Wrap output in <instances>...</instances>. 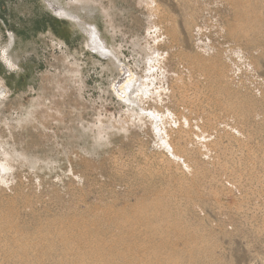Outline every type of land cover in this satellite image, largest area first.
<instances>
[{
  "label": "rangeland",
  "instance_id": "obj_1",
  "mask_svg": "<svg viewBox=\"0 0 264 264\" xmlns=\"http://www.w3.org/2000/svg\"><path fill=\"white\" fill-rule=\"evenodd\" d=\"M50 1L110 53L0 0V264H264V0Z\"/></svg>",
  "mask_w": 264,
  "mask_h": 264
},
{
  "label": "bare ground",
  "instance_id": "obj_2",
  "mask_svg": "<svg viewBox=\"0 0 264 264\" xmlns=\"http://www.w3.org/2000/svg\"><path fill=\"white\" fill-rule=\"evenodd\" d=\"M46 1L48 2L50 7L52 8V10L58 15V17L69 18L71 20L78 22V25L81 28H83L84 31L89 35L91 47L95 51H97L99 53H110L109 52L110 50H108L105 43L101 40V38L99 36V32L94 25L83 22L82 20H80L76 16L72 15L68 10L64 9L63 7L56 6L55 3L53 4L50 0H46ZM152 60L155 61L156 58L155 57L150 58V61H152ZM156 62H158V61H156ZM122 74L123 75L121 78H123V79H121V81L118 82L117 87L119 88V91L116 90V92H118L120 94V96H124L125 97L124 100H126L127 102L131 100L129 97V94H131L133 91H136V90L143 91V92L149 91V89L144 87L142 84H139L137 89L135 88L137 86V84H135L133 82L134 74L131 73V71L125 70V68L123 67ZM154 116L156 119L158 118V115L156 116L154 114Z\"/></svg>",
  "mask_w": 264,
  "mask_h": 264
}]
</instances>
